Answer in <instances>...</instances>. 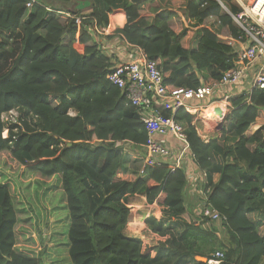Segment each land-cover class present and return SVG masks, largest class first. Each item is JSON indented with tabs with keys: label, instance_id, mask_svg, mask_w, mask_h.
I'll return each mask as SVG.
<instances>
[{
	"label": "trees",
	"instance_id": "obj_1",
	"mask_svg": "<svg viewBox=\"0 0 264 264\" xmlns=\"http://www.w3.org/2000/svg\"><path fill=\"white\" fill-rule=\"evenodd\" d=\"M36 1L27 7V0H0V264H208L195 258L209 259L215 251L223 254L220 264H262L264 90L253 91L249 103L241 96L231 101L222 130L231 142H204L191 115H175L185 126L194 167L205 173L208 204L225 218L221 241L217 225L190 218L183 169L170 172L162 165L141 173L144 156L135 152L147 136L137 110L107 81L112 58L88 35L90 21L82 23L76 41L73 19L86 14L102 29L121 13L113 33L141 47L172 90L211 86L234 68L238 54L231 43L238 29L231 16L215 0H89L88 12L74 11L73 0ZM220 1L231 15L240 12ZM179 15L183 21L172 26ZM11 110L19 112L21 127L3 140L1 116ZM253 124L260 127L247 136ZM6 155L26 182L13 179ZM35 178L48 190L49 216L62 212L66 231L62 241L29 255L16 250L11 187L31 189L34 179V190ZM135 194L150 204L160 196L162 219L149 218L146 226L168 238L154 257L142 251L140 239L124 233L126 200Z\"/></svg>",
	"mask_w": 264,
	"mask_h": 264
},
{
	"label": "built area",
	"instance_id": "obj_2",
	"mask_svg": "<svg viewBox=\"0 0 264 264\" xmlns=\"http://www.w3.org/2000/svg\"><path fill=\"white\" fill-rule=\"evenodd\" d=\"M36 2V0H27L26 6L30 7ZM219 3L225 6L220 0ZM236 3L240 6L238 7L240 12L230 16L238 29V35L233 39L231 46L238 54V60L234 68L224 72L218 83L211 86L201 85L196 89H168L157 63L150 60L141 47L128 43L118 34L114 36L113 30L110 31V24L100 29L90 16L73 17L77 27L76 41L82 23L89 20L91 25L87 33L106 54L108 43L112 44V41L117 43V38L121 42V45H118L122 48L120 52L118 48L119 59L116 57L120 62L116 59L112 60L106 79L117 87L126 102L137 110L139 120L146 132L147 139L141 147L144 152V166L141 173L147 167L162 165H167L169 171L174 172L179 168L184 169L183 165L188 158L193 162L185 126L175 120L178 111L183 110L191 115V126L201 138L200 128L196 126L193 116L199 114L198 111L207 108L211 111V115L217 116L215 110L220 109L223 117L219 118L223 120L226 117L225 110L232 108L231 101L234 98L241 96L243 102L249 103L253 91L264 90V0H250L246 5L238 0ZM19 118L20 114L17 110H11L1 116L4 123L3 140L11 138L10 132L16 134L21 127ZM167 137H171L178 145L175 148L170 147L165 139ZM201 139L204 142L209 141ZM199 178H205V173H200L198 177H188L192 181ZM209 194L210 190L204 189L199 217L220 227L225 222V218L209 206L207 198ZM149 218L151 217L147 215L145 222ZM222 259V252L215 251L206 262L220 264Z\"/></svg>",
	"mask_w": 264,
	"mask_h": 264
},
{
	"label": "rangeland",
	"instance_id": "obj_3",
	"mask_svg": "<svg viewBox=\"0 0 264 264\" xmlns=\"http://www.w3.org/2000/svg\"><path fill=\"white\" fill-rule=\"evenodd\" d=\"M238 1H240L241 3L245 5L250 2V0H238ZM236 2L237 0H229L230 4L240 7ZM83 12H88V10L83 11ZM119 15H121V13H115V15H112L110 17L111 28H113L115 23H120V21L117 22L120 18ZM62 17L60 21L63 22L65 20V17L64 16ZM182 21H183V17L179 15L178 17L174 18L171 21V24L172 26L174 25L177 26ZM217 25L218 23L216 22L211 24V26L214 29L216 28L218 29ZM116 35L117 34H115L114 36ZM117 40H118L117 43L116 41H112V44L108 43V48L106 52L109 56H111V58L118 57L119 59L118 48H119V52L122 48L118 46V45H121V42L119 41L118 38ZM118 59H116V61H118ZM118 62H120V60ZM206 116H210L211 118H213V115H211V111H208ZM207 124H209V122H207ZM207 128L211 130L213 129V132L216 130L214 123H210V125H208ZM207 137H210V136L208 135ZM135 153L140 157L144 156L143 150L140 148L137 149V152ZM6 156L7 158H4L3 160L6 161L5 163H7L8 167H10V171L12 173L11 176L13 177V179L26 182V181H23L20 178V176H18V173L21 172V169L19 170V167H17V165H15L12 162V159L8 155ZM22 177H25V176H22ZM33 181L34 179L32 180V182ZM32 182H31V189H27V188L25 189L23 186L17 187V185L15 187L12 185L11 189H12V198H13L14 205L17 211V216H18V223H17L16 230H15L16 238H17L16 250L20 253L36 255V253H38L40 250L43 249V246L51 247L55 242L62 241L65 238L66 218L64 217L62 212L59 213L58 216L56 217L49 216V213L47 211L49 209V203L47 202V198L45 197V195L48 193V190L43 189L45 185H42L44 183L39 182L38 178H35L36 188L33 190ZM194 210L195 209L193 207L190 208L191 213H194ZM58 218H60L58 221L59 223H57ZM135 224H139V222H137L136 220L134 224H131L128 227H130L131 229L135 228L136 231L134 232L138 234V236H142L143 240L148 241V242H153L151 240L153 235L147 232L146 229L140 232L142 227L133 226ZM214 227L217 230V233L219 235L218 237H222V235L224 234L223 228L221 226L219 227L218 225ZM154 238L155 237H153V239ZM62 251L65 252V248ZM201 259H202L201 261L205 262V258L201 257ZM49 260L50 261L52 260L53 262L56 261L55 257L52 255L48 257V261ZM57 260L60 263L64 262L60 260L59 258Z\"/></svg>",
	"mask_w": 264,
	"mask_h": 264
},
{
	"label": "crops",
	"instance_id": "obj_4",
	"mask_svg": "<svg viewBox=\"0 0 264 264\" xmlns=\"http://www.w3.org/2000/svg\"><path fill=\"white\" fill-rule=\"evenodd\" d=\"M124 23H125V18H124L123 24ZM114 59H116V57L112 58V60H114ZM208 111L209 110L207 108H205V109H202L201 111H198L199 114L196 113V116L193 115L196 126H198V129L200 127L201 138H204L207 141L214 138V137L218 138L219 140L222 138H225L224 140H227L230 142L233 141L234 138L232 136L224 135L222 133V131H220V130L228 128V123L225 122V119L221 120L219 117H217L215 115H213V118H211L210 116H206ZM229 112H230V109L225 110L226 115H228ZM201 119L203 120V122ZM207 122H209V124H207ZM202 123H203V125H202ZM210 123L215 124L216 130L214 132H213V129L211 130V129L207 128V126L210 125ZM259 127H260L259 124L251 125L248 132L246 133V135L247 136L252 135ZM208 135L210 137H207ZM165 139H166L167 143H169L168 145L172 148H175L176 145H178L171 137H167ZM185 161L186 162L183 165V168H184L183 170H184V173L186 175L187 185H186L185 191H184V204H185V207H186L192 221L198 223V222H200L199 210L201 208V204H202V201L204 199L203 191L205 189L204 184H206V182H205L206 179L205 178H201V179L199 178L196 181H192V179H188V177H198V175H200V173H202V172L194 167L193 162H191L189 158ZM218 178H219V174L215 173L213 175V182L214 183L217 182ZM158 198L152 204L148 203L146 200V197L144 195H141V194L130 195L127 197V200H126L127 207L129 208V221L126 225V228H125L126 230H124V233L128 237L138 238L141 240L142 236H138V234H136L134 232V231H136L135 228L131 229L130 227H128L129 225L134 224V222H136V220H137V222H139V224H135L133 226H141L142 228H141L140 232H142L143 230L146 229L147 232L151 233L153 235V237H155L154 239H153V237L151 238V240L153 242H148V241H145L143 239L141 240L142 251L145 254H148L150 257L155 256V254H156L155 248L158 245V243L164 242L168 238V236H159V235L151 232L146 226L145 218L147 215H149L151 218L154 217L155 220L162 218L163 208H162V205L158 202ZM192 207L195 209L194 213L190 212V208H192ZM217 236H219V235L217 234ZM225 237L226 236L224 233L222 235V237H219V239L221 241L222 240L225 241ZM262 264H264V257L262 259Z\"/></svg>",
	"mask_w": 264,
	"mask_h": 264
},
{
	"label": "water",
	"instance_id": "obj_5",
	"mask_svg": "<svg viewBox=\"0 0 264 264\" xmlns=\"http://www.w3.org/2000/svg\"><path fill=\"white\" fill-rule=\"evenodd\" d=\"M215 1L220 5L221 9L223 11H225V13H227L228 15H230V13L226 9V7L225 6H222L221 3H219V0H215ZM73 2L75 3L74 11H83V10H86V9H88L90 7V1L89 0H73ZM215 114L218 117H220V118L223 117L222 112H221L220 109H216L215 110ZM69 146L70 145L68 144V147ZM195 259L197 261H199V262H202V263H205L206 262V261L205 262L201 261L202 259L200 257H196Z\"/></svg>",
	"mask_w": 264,
	"mask_h": 264
},
{
	"label": "clouds",
	"instance_id": "obj_6",
	"mask_svg": "<svg viewBox=\"0 0 264 264\" xmlns=\"http://www.w3.org/2000/svg\"><path fill=\"white\" fill-rule=\"evenodd\" d=\"M86 10H88V9H86ZM86 10H83V11H86ZM86 14H84L83 16H85ZM81 16V15H80ZM75 17V16H74ZM110 24V23H109ZM77 28V27H76ZM205 261H206V259H205Z\"/></svg>",
	"mask_w": 264,
	"mask_h": 264
},
{
	"label": "bare ground",
	"instance_id": "obj_7",
	"mask_svg": "<svg viewBox=\"0 0 264 264\" xmlns=\"http://www.w3.org/2000/svg\"><path fill=\"white\" fill-rule=\"evenodd\" d=\"M110 31H112V28H111V26H110Z\"/></svg>",
	"mask_w": 264,
	"mask_h": 264
}]
</instances>
